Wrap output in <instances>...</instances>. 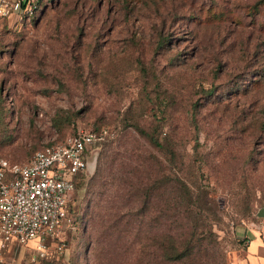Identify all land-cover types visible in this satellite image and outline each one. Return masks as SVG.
<instances>
[{
  "label": "rangeland",
  "instance_id": "1",
  "mask_svg": "<svg viewBox=\"0 0 264 264\" xmlns=\"http://www.w3.org/2000/svg\"><path fill=\"white\" fill-rule=\"evenodd\" d=\"M136 125L166 150L149 147ZM102 126L113 136L90 153L96 163L68 220L43 254L35 242L16 245L4 264H87L93 204L126 199L118 188H130L136 152L150 181L167 169L201 187L209 210L199 262L234 264L264 218V0H49L34 21L0 23V156L25 164L46 144ZM125 155L118 185L108 165ZM156 181L152 202L167 195ZM143 215L150 228L157 217Z\"/></svg>",
  "mask_w": 264,
  "mask_h": 264
},
{
  "label": "trees",
  "instance_id": "2",
  "mask_svg": "<svg viewBox=\"0 0 264 264\" xmlns=\"http://www.w3.org/2000/svg\"><path fill=\"white\" fill-rule=\"evenodd\" d=\"M46 1L49 0H42L36 17L42 11ZM36 17L31 21L36 20ZM102 128L105 127L91 130L98 131ZM136 129L149 147L159 151L166 150L160 137L154 132L146 131L138 125ZM124 142L121 146H124ZM168 151L173 152L172 149ZM124 161H129L128 155L121 160L112 157L108 165L110 168L107 175L111 173L113 175L111 179L118 180V185L121 184L119 182L121 177L113 178L116 171H120L123 176L124 166L127 165L130 168ZM145 161L138 152L130 157L131 175L127 178L130 180V188L117 187L126 199L115 198L116 195L113 194L94 202L86 223V231L90 233L87 264H200L202 262L200 255L206 251L207 244L204 243L203 238L197 236V230L199 222L203 223L206 220L209 208L199 202L201 187L189 185L180 178L166 174L167 169H158L154 180L165 184L167 195L162 194L161 199L156 198V202H152L153 193L156 191L153 185L154 180L150 181L151 165L146 164ZM84 175H77L74 178L72 197L76 185L84 178ZM100 185L103 187L105 183ZM123 209L136 212L130 216L138 215V213L140 215L129 218L121 214ZM145 209L157 217L151 221L153 225L150 228H146L147 221L144 220L143 215ZM205 226L201 228L200 234L203 233Z\"/></svg>",
  "mask_w": 264,
  "mask_h": 264
},
{
  "label": "built area",
  "instance_id": "3",
  "mask_svg": "<svg viewBox=\"0 0 264 264\" xmlns=\"http://www.w3.org/2000/svg\"><path fill=\"white\" fill-rule=\"evenodd\" d=\"M41 5L42 0H0V23L21 27L36 17ZM112 136L106 128L80 130L63 142L44 145L28 163L0 157V264L16 245L35 242L36 251L45 252L44 241L69 218L74 178L87 173L90 153Z\"/></svg>",
  "mask_w": 264,
  "mask_h": 264
},
{
  "label": "crops",
  "instance_id": "4",
  "mask_svg": "<svg viewBox=\"0 0 264 264\" xmlns=\"http://www.w3.org/2000/svg\"><path fill=\"white\" fill-rule=\"evenodd\" d=\"M242 253L234 264H264V218L243 235Z\"/></svg>",
  "mask_w": 264,
  "mask_h": 264
},
{
  "label": "water",
  "instance_id": "5",
  "mask_svg": "<svg viewBox=\"0 0 264 264\" xmlns=\"http://www.w3.org/2000/svg\"><path fill=\"white\" fill-rule=\"evenodd\" d=\"M96 163V157L94 156L89 162H88V169H91L95 166ZM258 216L263 217L264 216V210H260L258 213Z\"/></svg>",
  "mask_w": 264,
  "mask_h": 264
}]
</instances>
